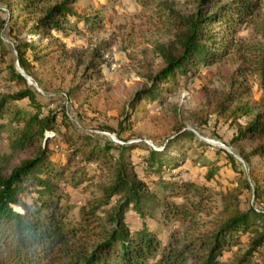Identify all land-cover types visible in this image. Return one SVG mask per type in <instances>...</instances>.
I'll use <instances>...</instances> for the list:
<instances>
[{"label": "trees", "instance_id": "1", "mask_svg": "<svg viewBox=\"0 0 264 264\" xmlns=\"http://www.w3.org/2000/svg\"><path fill=\"white\" fill-rule=\"evenodd\" d=\"M77 1L11 0L9 5L15 4L20 16L26 11L39 12L33 31L45 37L52 30L68 35L66 29L74 17L76 23L90 22L91 18L78 10ZM197 2V8L189 14L170 9L171 39L157 44L162 64L148 73L149 83L130 99L132 109L140 107L141 98L145 97L163 103L166 93L202 64L216 63L239 48L238 33L244 24L255 21V13L263 4V0ZM5 22L0 19L1 59L9 53L4 40ZM16 22L10 24L9 33H15L12 37L17 60L31 75L32 63L26 52L32 50L35 59H42L44 54H38L39 44L35 40L15 32ZM250 48L256 49L259 56L262 93L257 103L245 98L241 79L233 77L232 87L224 92L217 107L222 113L229 112L235 120L253 115L244 125L239 124L233 140L250 163L252 179L248 176L239 179L253 190L256 199H262L264 42ZM17 60L9 63L8 77L23 85L15 92L0 95V132L6 123L11 128V150L0 156V264H264V208L256 205L243 208L239 184L222 193L223 218L209 232L182 237L167 226L171 220L181 219L192 227L197 220L195 213L207 205L206 186L173 178L176 174L173 169L185 161L184 141L197 139L194 130L186 128L180 119L175 120V137L169 141L178 147L176 154L169 150V144L154 146L141 141L144 139L129 141L123 137L122 133L134 123L129 112L116 126H103L114 131L122 142L102 141L92 133H75L67 104L50 106L54 96L29 82L19 70ZM77 89L72 87L65 96L70 98ZM25 99L22 105L14 103ZM60 136L68 144L65 159L57 156L59 145L52 144ZM135 150H139L138 160L133 157ZM218 150H225L235 164L233 152L221 146ZM25 151H30V155L14 163ZM255 157L259 160L254 161ZM73 159L82 163L77 174H67ZM138 165L144 167L146 177L140 176ZM213 173L212 168L208 176ZM68 183L75 194L90 183H96L100 191L79 204L76 217L72 208L77 201L65 189ZM180 195L184 201L174 198ZM131 211L140 217V222L129 218ZM244 235L247 247L233 256L227 254L241 245Z\"/></svg>", "mask_w": 264, "mask_h": 264}, {"label": "rangeland", "instance_id": "2", "mask_svg": "<svg viewBox=\"0 0 264 264\" xmlns=\"http://www.w3.org/2000/svg\"><path fill=\"white\" fill-rule=\"evenodd\" d=\"M9 1H0V19L6 20L4 40L9 47L7 57L0 58V95L15 92L23 85L8 77L9 63L17 60L12 37L15 33L10 34L9 28L17 20L15 32L20 37L35 40L39 44L38 54H44L42 59H35L32 50L26 52L32 63V79L43 92L54 96L55 101L50 106L62 102L67 104L69 118L73 121L71 128L75 133H92L102 141L112 139L122 142L114 131L105 130L103 126H116L127 112L134 118V123L122 136L129 141L144 139L141 141L148 145H170L169 139L176 133V119L196 132L197 139L184 141L185 161L173 169L176 172L173 178L179 182L206 186L207 205L195 213L197 220L192 227L181 219L171 220L167 226L177 235L184 237L209 232L223 218L222 193L237 184L242 188L240 201L243 208L253 205L264 208V198L256 199L253 190L239 179V176L252 179L250 163L243 158L240 145L233 140L239 124L244 125L253 115H243L235 120L229 112L222 113L217 107L224 92L232 87L233 77L241 79L245 98L255 104L262 93L258 51L250 47L264 42V0L255 13V21L244 24L238 33L239 48L216 63L202 64L193 75L174 85L173 90L166 93L163 103L152 102L145 97L141 98V105L136 109H132L130 99L149 83L148 73L156 71L162 64L157 44L171 39L170 9L189 14L197 8V0H78V10L82 15H88L90 22L84 24L83 20H78L76 23L74 17L66 29L68 35L52 30L45 37L33 31L34 20L40 13L26 11L20 16L16 5L10 6ZM57 1L47 0L49 3ZM72 87L78 89L67 98L65 92ZM25 102L26 99L14 101L21 105ZM10 137L11 128L6 123L0 132V156L10 152ZM213 141L225 143L228 148ZM52 144L59 145L57 156L65 159L67 142L60 136ZM219 146L235 154V164L225 150L216 151ZM246 147L250 148V145ZM169 150L175 154L179 152L174 145H170ZM138 151L133 153L135 160L140 158ZM30 153L22 152L14 163ZM81 163L73 159L67 167V174H77ZM137 168L140 176L146 177L144 167L138 165ZM212 168L214 173L208 176ZM152 185L161 193L159 187ZM64 186L77 201L72 208L75 217L79 214V204L100 193L96 183L81 186L80 194L74 193L70 183ZM174 198L184 201L182 195ZM157 216L160 214L157 213ZM129 218L141 221L132 211ZM247 244L248 239L244 235L241 245L227 254L241 253Z\"/></svg>", "mask_w": 264, "mask_h": 264}, {"label": "water", "instance_id": "3", "mask_svg": "<svg viewBox=\"0 0 264 264\" xmlns=\"http://www.w3.org/2000/svg\"><path fill=\"white\" fill-rule=\"evenodd\" d=\"M17 66H18V68H19V70L27 77V79L29 80V82H31V83H34V84H36L37 86H38V83L37 82H35L32 78V76L30 75V74H28L26 71H25V69L21 66V64H20V62H19V60H17ZM39 89H41L40 87H39ZM115 135V134H114ZM116 140H118V138L116 137V136H113ZM213 142H216V143H219V144H222L223 146H225L226 148H228V146L227 145H225V143H221V142H218V141H213ZM230 150V149H229ZM231 151V150H230ZM232 152V151H231Z\"/></svg>", "mask_w": 264, "mask_h": 264}]
</instances>
